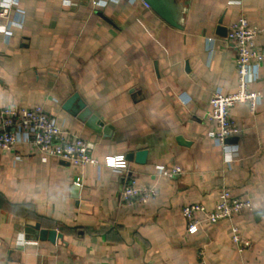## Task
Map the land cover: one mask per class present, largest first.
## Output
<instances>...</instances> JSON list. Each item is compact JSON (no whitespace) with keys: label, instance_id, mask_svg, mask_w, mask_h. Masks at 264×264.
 <instances>
[{"label":"crops","instance_id":"obj_1","mask_svg":"<svg viewBox=\"0 0 264 264\" xmlns=\"http://www.w3.org/2000/svg\"><path fill=\"white\" fill-rule=\"evenodd\" d=\"M144 2L18 0L24 25L0 36V109L42 105L99 164L0 150V264H264V100L256 114L232 109L244 132L225 145L208 118L214 93L238 86L230 26L245 15L264 49V0H165L181 28ZM252 87L264 95V63ZM80 101L107 130L77 117ZM130 153L129 175L159 189L144 204L121 201L126 178L111 166ZM224 188L253 210L189 234L182 207L213 209ZM37 224L63 237L33 240L25 229ZM233 225L250 247L232 242Z\"/></svg>","mask_w":264,"mask_h":264},{"label":"built area","instance_id":"obj_2","mask_svg":"<svg viewBox=\"0 0 264 264\" xmlns=\"http://www.w3.org/2000/svg\"><path fill=\"white\" fill-rule=\"evenodd\" d=\"M17 4L18 0H0V36L7 42L10 41L12 32L24 25L25 12ZM144 4L150 7L146 2ZM261 32L260 27L250 25L245 15L240 16L228 29L226 39L236 51L238 86L229 94L214 93L208 113V118L215 125L211 135L220 145H225L227 139L238 137L244 132L232 118L234 107L247 104L251 112L256 114L263 103V93L252 87L257 80V71L264 63V49L256 43ZM20 144L30 145L34 153L44 160L51 157L79 167L99 164L98 159L91 154L88 142L80 135L63 129L42 105H12L0 109V150ZM129 165L124 154L114 155L112 158V168L126 178L121 201L135 205L156 199L159 189L140 185L136 178L129 175ZM183 172L181 167H159L157 174L174 178ZM251 210L253 203L250 199L234 195L224 188L215 208L209 209L202 203H192L182 207L181 213L187 222V232L193 235L205 223L231 220L235 215ZM232 242L241 251L251 246V242L241 235L235 225L232 226Z\"/></svg>","mask_w":264,"mask_h":264},{"label":"water","instance_id":"obj_3","mask_svg":"<svg viewBox=\"0 0 264 264\" xmlns=\"http://www.w3.org/2000/svg\"><path fill=\"white\" fill-rule=\"evenodd\" d=\"M149 6L156 11L162 18H164L169 24L181 28V25L174 18L171 17L170 12L167 9V5L165 0H144ZM78 95H76L77 97ZM72 101V100H71ZM70 101V102H71ZM69 104H67L68 106ZM79 107L81 111L77 113V117L84 121L87 126L91 127L96 132H101L105 129V122L103 119H100L96 114L92 112L91 109L87 107V105L83 102H79ZM232 140H236V138H229L227 142ZM146 155V151H141L137 153V160L139 162L144 163V158ZM134 158L133 153H130L127 157L128 160H132ZM26 233L31 236L33 240H48L52 243H56L57 239H61L63 235L58 232L57 229H49L42 228L39 224L37 225H28L25 229Z\"/></svg>","mask_w":264,"mask_h":264}]
</instances>
